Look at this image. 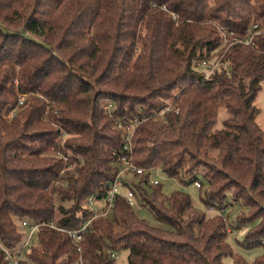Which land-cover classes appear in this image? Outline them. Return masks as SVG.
<instances>
[{
    "label": "trees",
    "instance_id": "obj_1",
    "mask_svg": "<svg viewBox=\"0 0 264 264\" xmlns=\"http://www.w3.org/2000/svg\"><path fill=\"white\" fill-rule=\"evenodd\" d=\"M252 17L264 23V0H0V244H21L23 220L81 229L88 198L103 197L117 175L123 121L140 122L136 167L191 177L217 211L238 204V224L255 222L246 247L264 246V137L254 106L264 35L254 47H228L221 34L245 38ZM201 53L221 58L208 80L195 66ZM170 103L178 111L160 117ZM220 109L227 117L214 129ZM132 189L171 230L150 227L117 196L110 216L86 227L80 254L67 233L41 227L19 264L79 256L114 264L111 254L123 251L126 264H264V253L252 263L234 255L223 215L205 218L187 194L164 197L159 184L140 181Z\"/></svg>",
    "mask_w": 264,
    "mask_h": 264
},
{
    "label": "built area",
    "instance_id": "obj_2",
    "mask_svg": "<svg viewBox=\"0 0 264 264\" xmlns=\"http://www.w3.org/2000/svg\"><path fill=\"white\" fill-rule=\"evenodd\" d=\"M223 42L226 45L227 44V37L225 32H221ZM246 36L243 39H231L232 44H240L245 45L248 47H254L255 44L258 42V39L264 35V25L261 26L259 23V20L252 19L249 21V24L247 26ZM230 45V46H231ZM195 66L200 71V73L203 75L204 80H208L210 76L218 69L220 68L219 65L221 64V58L220 59H213L208 60L206 58L205 53L197 54L194 56ZM23 102V98H20L19 105H21ZM103 109L106 113L111 114V112L114 110L111 104L104 103ZM174 111L177 112L178 109L170 104L167 109L160 114H158L160 117L166 112V111ZM18 110L15 109L12 112L9 113L7 116V119H11L14 116V113ZM140 122L137 123H124L123 121H120L118 123V128L124 130L125 138L124 143L125 146L123 147L122 152H120L116 156V160L114 161V166L117 169V175L115 177V180L113 183L107 186L105 189V194L103 197H99V195L90 196L87 200V207L86 210L91 212V218L87 221H84L82 223L81 229L77 231H65L61 228L56 227L52 222H41V223H29L26 220H23L19 223V227L23 230L25 233L24 239L21 242V244L13 249L4 248L0 244V251L3 253V259L7 262V264H19L22 260L25 259L26 254L29 252L30 247L34 243V238L39 231L41 227H47L53 230H56L58 232L67 233L69 237L71 238L73 244L75 245L76 251L80 254L81 248L79 246V243L82 240V235L86 233V227L90 225V223L98 218H107L110 216L114 206H115V200L117 196H122L123 194L120 192V187L122 186L120 179L125 174H131L133 177H141L143 180V183H149L151 186L158 185L159 183L157 181H149V176L152 172L161 171V167H155V168H149L144 169L140 167H136L133 164L132 160V150H131V136L135 132L137 126ZM195 187L197 189L200 188V184L198 182L194 183ZM129 206H133L134 204V194L132 191H127V194L124 198ZM95 203L101 204L99 207H95ZM95 208V210L93 209ZM91 209V210H90ZM209 210H215L213 207H209ZM217 212V210H215ZM223 213V211H221ZM218 213V212H217ZM112 257H115V254H111ZM76 264H84L81 256H79L78 261Z\"/></svg>",
    "mask_w": 264,
    "mask_h": 264
},
{
    "label": "rangeland",
    "instance_id": "obj_3",
    "mask_svg": "<svg viewBox=\"0 0 264 264\" xmlns=\"http://www.w3.org/2000/svg\"><path fill=\"white\" fill-rule=\"evenodd\" d=\"M252 19L257 20L254 17H252L251 20ZM259 23L261 26L264 25V23L261 21H259ZM231 39H228L227 41L228 47L231 45ZM172 105L176 107V105H174L173 103ZM254 106L258 109V114L255 121L257 126L262 131L264 137V79L261 81L260 89L256 93ZM226 117V111L224 109H220L217 114V122L214 126V129L218 128L220 126V120ZM196 176L198 177L199 182L202 181V178L199 174H197ZM190 180L191 177L185 178L184 181L179 180L177 177H168L162 171L152 172L149 176V181H157L159 183L160 192L164 197H169L174 192H183L190 197L192 206L195 211L202 214L205 218H211L216 215L217 212L223 215V218L224 220H226V225L228 227L226 242L230 246L234 255L242 257L247 263H252L258 256L262 255L264 253V246H256L253 248L246 247L245 234L251 227L255 225V222L238 224L237 218L241 215L242 212H244V209L238 204H234L232 206H229L227 204L228 206L221 210L223 211V213L220 210L217 212L215 210H209V207H206L201 201L200 191L195 187L194 184L189 183ZM139 181L141 185H143V180L141 177H133V175L131 174H125L121 177L120 182L122 186L120 187V190L123 194V198H125V195L127 194V191L130 190L131 186L137 184ZM130 191H132L134 194V204L133 206H131V208L141 220L145 221V223H147V225H149L150 227L162 230H171V228L166 223L160 222L148 207H146L143 203L138 201L137 198H135V192L133 191V189ZM63 205L67 207L69 206V204L66 203H64ZM94 205L95 207L101 206V204L98 203H95ZM93 209L95 210V208ZM16 226L17 228H19L18 224ZM114 259V264H126L127 252L123 251L119 254H116ZM231 262V257H225L222 259L223 264H231Z\"/></svg>",
    "mask_w": 264,
    "mask_h": 264
}]
</instances>
